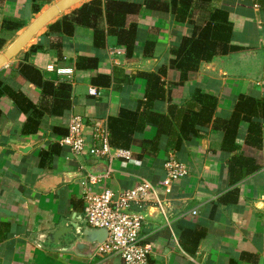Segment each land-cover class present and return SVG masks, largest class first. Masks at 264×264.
Wrapping results in <instances>:
<instances>
[{
	"label": "crops",
	"instance_id": "obj_1",
	"mask_svg": "<svg viewBox=\"0 0 264 264\" xmlns=\"http://www.w3.org/2000/svg\"><path fill=\"white\" fill-rule=\"evenodd\" d=\"M212 9L228 13L231 44L242 51L202 63L179 86L175 85L178 72L167 68L162 81L166 90L170 88L169 99L156 102L154 109L167 114L169 105L184 107L194 91L201 90L217 99L213 119L225 122L240 97L264 100V10L256 0L196 4L191 21L185 24L176 23L171 15L141 9L126 20L127 25L136 23L138 29L131 59L126 58L124 48L116 46L112 36L106 38L103 49H98L93 46L92 29L77 27L72 37H64L46 34L50 23L0 69V80L23 94L42 115L37 131L22 135L28 114L21 113L9 98H0V264H123L113 256L94 254L83 258L58 252V245L45 240L68 222L86 223L83 196L87 181L73 176L82 172L83 161L93 165L98 161L85 155L74 157L57 146L58 142L67 134L74 116L83 119L84 136L90 142L94 124L105 123L107 127L108 119L116 117L121 108L137 109L146 86L139 74L168 67L174 59L169 51L183 37L190 36L194 26H203ZM38 15H32L30 0H0V37L14 41ZM4 21L22 22L25 26L15 33H4ZM146 42L153 47L144 57ZM32 46H40L41 50L30 54ZM77 57L97 58V69L76 70ZM20 64L36 69L43 83L53 87L59 83L70 85V107L51 114L52 98L18 72ZM97 74L110 75V86L92 85L91 79ZM90 88L99 90L100 95L90 96ZM253 121L262 127L260 145L244 142L248 129L245 121L239 123L235 141L238 152L260 170L243 179H230L228 166L233 154L222 149V126L213 128V122L196 127V135L190 133L176 148H168V137L162 134L156 151L143 145L157 135L155 125L147 124L141 133L134 134L133 144L126 150L129 160L101 159L108 161L109 169L101 182L91 187L93 192L110 189L116 193L145 181L155 193H149L143 208H158L157 200L160 201V213H152L151 220L143 222L140 234L142 242L151 247L149 264H264V119ZM37 142L40 144L27 154L14 149ZM52 149L58 154L40 167L41 152ZM171 161L186 173L172 181L166 192L162 183L166 164Z\"/></svg>",
	"mask_w": 264,
	"mask_h": 264
},
{
	"label": "trees",
	"instance_id": "obj_2",
	"mask_svg": "<svg viewBox=\"0 0 264 264\" xmlns=\"http://www.w3.org/2000/svg\"><path fill=\"white\" fill-rule=\"evenodd\" d=\"M32 15H38L42 9L56 0H30ZM211 0H140L124 2L120 0H90L71 13L62 16L47 27L46 34H57L64 37H72L77 27L93 30V46L98 49L105 47L106 38L112 36L116 39V46L125 49V56L131 59L134 55L135 45L138 40L136 23L126 24L131 15H137L141 9L155 11L171 15L176 23L185 24L191 21L192 10L196 4H210ZM256 3L264 10V0H256ZM105 26L104 27V24ZM103 24V25H102ZM25 26L22 22L4 21L1 30L6 33H15ZM3 33V34H4ZM232 25L228 13L222 9H212L208 21L203 26H194L192 34L183 37L177 47L170 50L174 59L167 66H160L156 72L140 73L145 79L146 86L144 98L138 102L135 110L121 108L116 117L108 119V143L112 149L129 150L133 144L135 133H141L147 124L155 125L157 135L154 140L144 142L143 145L157 150L159 137L164 134L168 137V148H176L182 139H187L191 134L196 135V127H207L213 122V128L220 125L223 130L222 149H227L233 154L228 166L230 179L239 180L260 170L252 160L245 158L238 152L236 144L239 123H248L247 134L244 142L248 145L259 146L262 139V127L254 122L253 118L264 119V100H256L250 96H242L235 104L231 118L228 121L213 119L217 99L195 90L191 100L184 106L169 105L167 114L157 112L154 109L158 101L169 99V89L166 90L162 77L170 69L178 72L179 80L175 85H182L187 81L190 73H196L202 63H209L217 56H225L242 51L241 48L231 44ZM5 38H1L0 45L4 46ZM153 47L146 42L143 47V56L147 57ZM41 50L40 46H32L30 54ZM97 58L77 57L76 70L97 69ZM168 68V69H167ZM27 71V72H25ZM18 72L23 74L32 83L41 87L45 96L52 98L51 114L59 113L70 107L69 94L71 86L59 83L56 87L43 83L39 72L31 66L19 65ZM111 76L97 74L91 79L95 86L109 87ZM173 85V84H172ZM7 97L15 107L24 114H28L26 122L21 128L22 135L33 134L39 127L42 116L29 100L20 92L13 91L0 80V98ZM2 113L0 111V117ZM66 136V133L62 137ZM57 145V144H56ZM55 146V145H54ZM59 146V145H57ZM55 146V148H59ZM53 147V146H52ZM56 150L41 152L39 166L45 167V160L57 155Z\"/></svg>",
	"mask_w": 264,
	"mask_h": 264
},
{
	"label": "built area",
	"instance_id": "obj_3",
	"mask_svg": "<svg viewBox=\"0 0 264 264\" xmlns=\"http://www.w3.org/2000/svg\"><path fill=\"white\" fill-rule=\"evenodd\" d=\"M1 40V37H0ZM2 47L0 45V53ZM89 95H100L96 88L89 89ZM93 135L90 142L84 136L85 124L79 116H74L68 126L66 136L60 138L58 144L74 156H87L90 160L130 159V153L126 150L112 149L108 143V132L105 123H96L93 126ZM185 169L171 161L166 164V178L162 185L166 192L172 181L183 177ZM102 177H86L87 186L84 192V213L86 223L91 228H104L108 237L104 244L97 250L100 256L118 257L123 264H149L151 247L142 242L140 234L144 220L137 216L122 213L120 209L141 210L148 202L149 193H155L153 187L145 181L137 183L130 190L113 192L110 189L101 192H93L92 188L100 183ZM157 207H161L157 200Z\"/></svg>",
	"mask_w": 264,
	"mask_h": 264
},
{
	"label": "water",
	"instance_id": "obj_4",
	"mask_svg": "<svg viewBox=\"0 0 264 264\" xmlns=\"http://www.w3.org/2000/svg\"><path fill=\"white\" fill-rule=\"evenodd\" d=\"M90 0H59L48 7L0 54V69L21 52L27 44L47 25L54 21L60 14L73 8L76 5ZM135 61V60H132ZM136 62V61H135ZM40 142L29 146H15L14 149L27 154ZM81 158V156H77ZM109 169L108 161L98 160L96 164L83 161L82 172L74 175V178L104 177ZM122 213L137 216L146 220H151V215L160 213V209L146 207L141 210L120 209ZM108 232L104 228H91L87 223L79 225L77 222H68L66 226L59 228L54 234L49 235L45 240L49 243L58 245L56 251L62 253H72L77 257L90 258L96 254V250L105 243Z\"/></svg>",
	"mask_w": 264,
	"mask_h": 264
},
{
	"label": "rangeland",
	"instance_id": "obj_5",
	"mask_svg": "<svg viewBox=\"0 0 264 264\" xmlns=\"http://www.w3.org/2000/svg\"><path fill=\"white\" fill-rule=\"evenodd\" d=\"M52 3H54V2H52ZM51 3V4H52ZM45 8V7H44ZM43 8V9H44ZM7 41V40H6ZM13 40H12V38H10V40H8L5 44H4V46L2 47V50H1V52H3L9 45H10V43L12 42Z\"/></svg>",
	"mask_w": 264,
	"mask_h": 264
}]
</instances>
